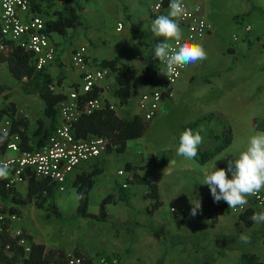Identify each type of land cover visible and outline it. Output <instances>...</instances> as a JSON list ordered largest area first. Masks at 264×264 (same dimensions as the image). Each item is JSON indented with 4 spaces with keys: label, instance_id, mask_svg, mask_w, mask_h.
<instances>
[{
    "label": "crops",
    "instance_id": "1",
    "mask_svg": "<svg viewBox=\"0 0 264 264\" xmlns=\"http://www.w3.org/2000/svg\"><path fill=\"white\" fill-rule=\"evenodd\" d=\"M32 1L28 16L41 15L46 20L63 4L62 0H54L51 5L46 0ZM78 2L84 7V23L75 30L69 29L65 36L50 34L51 42L56 48V59L46 70L54 78L58 93L63 94L65 98L71 90L80 87L82 74L73 66L72 54L76 48L85 46L90 67L108 69L105 79L93 90H97L103 97L105 106L113 105V109L121 118L133 114L142 116L140 97L156 90L160 85L159 80V83H152L143 78L149 53L154 52L155 45L163 40L151 32V24L156 18L151 5L155 0ZM250 3L246 13L257 18L260 16L264 22V0H250ZM205 14L213 24L207 15V0ZM119 23L122 24L121 29ZM248 24L250 23L238 24L235 30L240 34L234 32L229 36L225 26H216L214 23L213 31L198 42L206 50L207 59L186 67L181 78L173 85V96L165 98L162 111L158 114L159 116L163 112L165 105H172L182 93H188L191 88L200 89L201 85L195 87L199 82L213 84L219 92L216 97L219 102H222L224 97L236 98L242 105L238 120L240 126L245 129L246 136L239 137L241 143L238 142V137H234L235 130L227 117L230 114L226 115L218 108L201 114L196 118L201 119L195 124L196 127H190L194 131L205 130L201 132L204 140L194 159L189 160L177 155L179 137H166L169 144L166 148L158 150L157 154L149 153L141 146L142 136L131 139L123 153L107 151L97 159L81 164L70 173L69 188L64 192L56 191L55 194V202L63 219H59L48 209L36 206L35 197L25 204L18 201L27 196V178L14 185L8 195L0 194V208L4 209L0 212L19 215V220L11 223V236L15 237L20 233L29 245L41 244L46 250L76 253L92 261L101 255H108L117 256L120 264H240L244 254L250 253L255 254L264 264V222H254L252 226H248L240 219V214L232 213L227 208L212 217L202 207L197 210L195 216L190 215L193 203L197 200L201 203L210 193L208 185L203 184L205 173L212 171L214 166L226 168L229 159L237 158L239 153L246 149L252 135L264 132V40L262 35H259L258 39L253 41L251 34L254 27H259L257 30L260 31L261 26L250 24L251 30L246 31ZM142 36L153 40L149 44L143 43L140 41ZM104 60H116L117 68L133 70L136 73V78L131 82L130 96L124 104H121L120 97L115 93L119 87L117 70L104 67ZM247 67L251 69L247 71ZM0 87V109L12 102L15 117L28 122L25 130L29 137L39 127V119L46 126L55 123L54 132L60 122V115H57L55 122L51 117L43 115L44 104L38 93L28 94L22 82L14 77L8 63L1 59ZM251 110L257 114V121L253 124L256 131L248 128ZM218 118L227 121L224 123H227L229 128L224 130L225 132H217L205 125L206 121ZM154 119L150 121L149 126L153 124ZM195 121L187 124L184 130ZM229 135L231 137H228ZM228 139L230 143L218 154L206 162L201 160L203 152L213 151ZM127 163L133 167L143 166L134 168V171L158 184L162 204L153 215L145 211L153 201L146 197L149 187L146 184L127 181L131 174L126 169ZM94 169L101 172L95 177L94 185L90 189L89 211L92 213H99L101 202L108 194L119 196L118 187L122 186V182L128 183V202L117 198L107 204V220L76 214L79 195L74 186L75 180L83 171ZM120 170L125 173L120 175ZM228 176L231 178L230 173ZM261 191L264 193V189ZM74 197L73 202L71 198ZM62 202H65V206L71 204L75 209L63 212ZM251 208L254 213L264 211V206ZM200 231L207 232L208 236L196 242L192 241L191 236ZM242 233L251 237L249 243L239 242L238 238ZM219 235L233 236L228 239L231 247H227L226 241L220 240ZM195 243L199 247H196ZM0 264L6 263L0 261ZM13 264L22 262L16 259Z\"/></svg>",
    "mask_w": 264,
    "mask_h": 264
},
{
    "label": "trees",
    "instance_id": "2",
    "mask_svg": "<svg viewBox=\"0 0 264 264\" xmlns=\"http://www.w3.org/2000/svg\"><path fill=\"white\" fill-rule=\"evenodd\" d=\"M49 5L54 0H46ZM63 4L60 8L56 9L51 17L46 20V32L58 33L60 35H67L69 29L75 30L77 27L84 23L83 10L84 7L79 4L78 0H62ZM33 3V1H32ZM33 8V6H32ZM36 9V7L34 6ZM0 40L6 43V48L0 50V59L8 63L10 70L14 77L22 82L24 90L28 94L38 93L43 104V115L49 116L56 121L59 114L58 103L64 98V95L51 89V85H56L54 78L45 69L38 70L35 64V54L31 51L25 50L20 45L4 40L1 37ZM153 39L149 37H140V41L143 43H151ZM116 60H104L102 65L104 67H111L117 70V81L119 83L118 89H116V96L120 97L121 104L127 102L130 96L131 82L136 78V73L133 70L120 69L116 67ZM158 59L154 58V52H150L146 61V73L144 79L152 82L159 83L157 79V73L159 70ZM59 82V81H57ZM2 87H0V90ZM89 97H95L99 95L97 90L88 94ZM12 116L13 118V130L19 132L21 135L20 147L24 150H32L41 147L45 144L50 136L53 134V128L55 123L51 126H46L39 119V127L34 131L30 137L27 135L26 130L28 126L27 120L17 119L15 117V107L12 102L7 103L2 109H0V117ZM201 119L196 120L194 123L188 125L186 129L193 128L195 124ZM150 122L146 121L140 114H133L128 117L121 118L117 115L115 109L110 106L95 111L90 115H82L80 119L74 124V133L79 138H84L88 135H101L106 136L109 139L108 152L116 151L117 153H123L126 150L127 142L131 139H135L144 135L149 128ZM228 137H231L230 135ZM7 137L3 143H0V149L5 151L7 143L9 142ZM230 143L228 141L221 143L213 151L203 152L201 154L202 161H208L221 150H223ZM159 164V163H158ZM163 165V162H161ZM143 166L133 167L130 163H127L126 169L131 172L127 181L129 183H141L146 184L149 187V191L146 197L153 199L152 203L146 208V212L153 215L155 211L161 206L162 201L159 195L158 184L146 177H142L134 170L142 168ZM135 168V169H134ZM101 171L94 169L92 171H83L79 174L75 180L74 186L77 193L83 194V198H79L76 214L81 217H91L98 220H107L108 211L107 204L114 202L117 198L128 202V187H118L119 196L115 194H108L101 202L99 213H92L89 211V195L90 189L94 185L95 177ZM8 178L0 179V194L8 195L13 188L7 187ZM57 188L53 183H49L46 179H36L35 177L29 178V190L27 196L19 199L21 203H28L35 197V204L40 208L48 209L55 213L59 219H63L56 202L55 194ZM201 207L209 214V216L216 215L219 211L227 207V203L223 200L220 202H214L211 193H208L201 202ZM0 210H4L0 208ZM12 211V210H11ZM254 214L253 208H248L245 212L241 213L240 219L248 226L253 225V221L250 217ZM216 219H214L215 222ZM11 226L5 227V241L0 244V261L6 264H13L16 259L22 262V264H68L67 253L63 250H46V247L41 244L31 243L29 252L25 251V248L19 244L22 234L18 236H11ZM207 232L200 231L191 236V240L196 242L203 237L208 236ZM233 236L219 235L220 240L226 241L227 247L229 245V238ZM231 239V238H230ZM235 239V238H234ZM10 244V249H6L5 246ZM196 247H199L195 243ZM76 254V253H75ZM78 255V254H77ZM240 264H262L255 254L245 253Z\"/></svg>",
    "mask_w": 264,
    "mask_h": 264
},
{
    "label": "built area",
    "instance_id": "3",
    "mask_svg": "<svg viewBox=\"0 0 264 264\" xmlns=\"http://www.w3.org/2000/svg\"><path fill=\"white\" fill-rule=\"evenodd\" d=\"M206 0H182L184 13L180 19V27L183 37H194L196 42L204 39L214 29L213 24L205 14ZM32 0H0V33L5 40L14 42L27 51L35 54V64L38 70L47 68L56 59V48L52 44L50 35L46 32V19L41 15H31ZM170 0H155L151 10L155 17L167 14ZM122 24L119 23V29ZM246 31L251 26H246ZM6 48V43L0 40V50ZM73 66L82 74L79 88L71 90L67 97L63 98L58 105L60 122L56 126L49 140L37 149L24 150L20 147L21 135L13 130L12 116L0 117V136L6 134L9 137L6 150L0 149V162L8 163L10 172L7 187L21 183L27 178L46 179L53 183L56 188L64 192L68 189V177L78 166L88 163L100 157L108 151L109 139L101 135H88L79 138L74 133V124L82 115H90L105 107L103 97L99 94L89 97L96 87L105 79L108 69H92L88 62L87 48L78 47L72 54ZM187 67V66H186ZM178 69L175 74L168 77L163 72L166 66L160 62L158 80L160 85L152 92L144 93L139 100L142 116L146 121H152L162 111V103L167 97L173 96V85L180 79L184 70ZM51 89L58 92L56 85ZM113 109L114 106L110 105ZM124 170L119 174L123 175ZM127 187V182H122ZM248 203L236 212L241 214L251 206H264V193L249 196ZM252 205L250 206V204ZM19 220L16 213L0 212V244L5 241V227ZM19 232V231H18ZM20 235V233L18 234ZM19 244L29 252L30 245L24 238H20ZM10 249V244L5 246ZM68 264H120L117 256L101 255L96 260L75 253L67 254Z\"/></svg>",
    "mask_w": 264,
    "mask_h": 264
},
{
    "label": "clouds",
    "instance_id": "4",
    "mask_svg": "<svg viewBox=\"0 0 264 264\" xmlns=\"http://www.w3.org/2000/svg\"><path fill=\"white\" fill-rule=\"evenodd\" d=\"M183 13L182 0H170L167 14L157 16L151 24L152 34L163 38L162 42L155 45L154 58L166 66L163 73L168 77L178 69L207 59V52L201 43L196 42L194 37H183L180 27ZM202 131L205 130H184L179 136L177 155L189 160L194 159L204 140ZM6 138V134L0 136V143ZM9 172V164L0 162V179H7ZM203 184L208 185L214 202L223 200L233 212L243 209L249 196L257 195L264 189V132L252 135L246 149L241 151L237 158L229 159L226 168L214 166L212 171L206 172ZM79 198H83V194H80ZM200 208L201 203L197 200L193 203L190 215L195 216ZM250 219L255 223L264 222V211L254 213ZM238 239L239 242L247 244L251 237L242 233Z\"/></svg>",
    "mask_w": 264,
    "mask_h": 264
},
{
    "label": "rangeland",
    "instance_id": "5",
    "mask_svg": "<svg viewBox=\"0 0 264 264\" xmlns=\"http://www.w3.org/2000/svg\"><path fill=\"white\" fill-rule=\"evenodd\" d=\"M254 1L255 0H252V2ZM250 4V0H207V15L216 26H225L226 32L229 34V36H232L234 32L237 35L240 34L239 31L235 30L238 24L250 23L256 27L259 25L261 26V30H257L260 29L259 27H257V29L254 27L251 37L253 41H256L258 36L262 35V39L264 40V34H262L264 33L263 18L260 16H258V18L257 16L253 17V15H249L245 11L249 8ZM240 43L245 42L240 41ZM250 69L251 67L246 68L247 71ZM198 85H201L200 89L196 88L195 90L192 89L191 86V90L187 91L188 93H182V96L173 102L172 105H165V107H163V112L154 119L153 124L149 126L148 130L142 136L143 138L140 140L141 146H143L145 150L149 151V153L157 154L158 150L161 148H166L167 144H169V141L166 137H179L187 124L195 121L196 118H198L204 112L206 113L217 108L222 109L226 115L230 114L227 115V117L231 120L230 123L233 130H235L234 137H238V142H242L239 137L246 136V133L244 132L245 129L240 126L238 120V115L240 113L239 110L242 105L237 101L236 98L232 99L224 97L223 101L219 102V99H216L219 92L214 88L213 84H202L201 81L196 84L195 87H198ZM135 108L138 110L137 105ZM254 111L257 112V109ZM254 111L251 110L249 113L250 118L248 128L251 131H256V127L253 128V124L257 121V119L255 120V118H257V114L254 113ZM224 122L227 121H225V119L222 120L218 118L215 120L206 121L205 125H207V128H211L222 133L224 130L226 131L229 128L226 126L227 123L225 125ZM194 127H196V125L193 126V128ZM57 191L59 190L57 189ZM59 196L60 195H58V197ZM71 200L74 202L75 197L74 199L71 198ZM63 203L65 202H62L61 209L63 212L67 213L75 209V207L72 208L71 204L65 206Z\"/></svg>",
    "mask_w": 264,
    "mask_h": 264
}]
</instances>
